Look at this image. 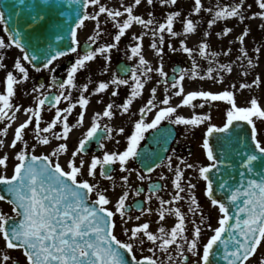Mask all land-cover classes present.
<instances>
[{"label": "snow or ice", "instance_id": "obj_1", "mask_svg": "<svg viewBox=\"0 0 264 264\" xmlns=\"http://www.w3.org/2000/svg\"><path fill=\"white\" fill-rule=\"evenodd\" d=\"M184 3L186 9L181 0H0V202L11 208L0 207V264H264V104L255 94L239 101L245 91H264V72H256L264 56V0ZM253 22L259 40L249 49ZM88 23L93 29L82 43ZM136 26L140 32L132 31ZM105 36L111 42L101 43ZM194 36L199 39L190 46ZM125 38L126 61L112 71ZM13 49L19 55L9 67ZM69 55L74 59L61 78L57 62ZM181 57L188 67L168 69ZM98 59L104 62L100 74L109 78L86 75L81 84L80 73ZM45 71L48 83L34 80L32 72ZM233 74L240 79L230 80ZM250 74L251 82H240ZM191 84L197 87L188 90ZM122 87L127 93L117 103ZM21 96L31 97L30 104L17 102ZM93 97L104 107L89 120ZM221 104L217 124L213 112ZM185 107L190 116L179 112ZM21 115L26 119L17 123ZM117 116H127L131 131L123 122L113 126ZM86 122L73 146L72 135ZM165 122L183 126L186 136L202 129L204 160L189 162L165 148L172 154L161 159L149 152L145 162L142 141L155 132L167 143L172 128ZM106 141H114V150ZM93 142L102 155L89 154ZM136 160L140 168L131 167ZM160 168L166 172L154 181ZM201 181L207 212L197 191ZM133 193L143 200L130 204ZM205 232L212 233L206 242Z\"/></svg>", "mask_w": 264, "mask_h": 264}, {"label": "rangeland", "instance_id": "obj_2", "mask_svg": "<svg viewBox=\"0 0 264 264\" xmlns=\"http://www.w3.org/2000/svg\"><path fill=\"white\" fill-rule=\"evenodd\" d=\"M108 2L111 3V0H108ZM207 2H208L209 4H211V3H212V0H207ZM180 6H181L182 9H186V8H187V4L184 3V0H181V5H180ZM143 11H144V9H141V12H143ZM155 11H156V13H157V16L159 17V15H160L162 9H160L159 7H157V8L155 9ZM205 16H207V14H205ZM193 18H194V19H197V20H201V19H202V17H198V16H194ZM228 23H229V26H230V25H231L232 23H234V22H233V21H229ZM257 23H258V22H253V24H252V27H253V29H254V34H253V35H254V37H255V40H254L252 37L249 38V42H248V47H249V49L252 48L253 43H254L255 41L259 40V33L255 31V29H256V24H257ZM108 27H109V29L111 28L110 25H109ZM242 27H243V26L238 27V28L236 29V31L239 32V31L241 30ZM177 28H179V24H177ZM92 29H93V25H92V23H88L87 28L84 29V30H82V31L80 32V40H81V42L84 41V40H86V37L92 32ZM201 30H203V24L201 25ZM132 31H134V32H140V31H141V28H140L139 26H136V27H134V28L132 29ZM0 35H5L4 32H3V30H2V26H0ZM256 36H257V37H256ZM5 38H7V37H5ZM149 38H150V36H149V37H146L145 42H146ZM198 39H199V37H195V38H193L192 40L189 41V45H190V46H195V44H196V42H197ZM212 39H213V46H215V44L217 43L216 40H215V37H213ZM104 41L111 42V37H109V36H105V37L102 38V40H101L100 42L102 43V42H104ZM128 43H129L128 38H125V39L121 42V52H114V54H113L112 71H115V66H116V64H117L119 61H121V60H125V61H126V57L123 55V49H124L125 45H127ZM226 43H227V41H225V44H226ZM17 55H19L18 50L13 49L12 51L9 52V58H8V60L6 61V63L9 65V67H11V65H12V63H13V60H14V58H15ZM148 58H149V60H153L154 57H153V54H152L151 52L148 53ZM180 60L182 61V63H178V64H180L181 66H184V67H188V66H189V63H190V62H189V60H188L187 58H185V57H181ZM59 62H60V61H58L57 63L59 64ZM128 62L132 64L131 61H128ZM103 63H104V62H103L102 59H98L97 62H95V63H93V64L91 65V69L89 70L88 73L79 76V82H80L81 84H82L83 82H85V76H86V75H91V77H92V79H93L94 81H98V80H102V79H108L109 76L111 75V73H109V75H102V74H100V71H99V70L101 69ZM175 65H177V64H171V63H170V64L168 65V69H170L171 67H174ZM237 68H239V65H237ZM256 72H257V73L264 72V56H261L260 66L256 69ZM4 75H5L4 72H0V80H3ZM48 75H49V74H48L46 71L43 72V73H40V74H37V73H35V72H32V76H33L34 80H39V79H41V78H42V79L44 78V82H45V83H48ZM229 79L235 82L236 80H239L240 78H239L238 76H236L235 74H233L231 77H229ZM251 79H252V75L250 74L248 77L244 78V79L241 80L240 82H251ZM94 86H95V85H93V87H94ZM151 86H152V85H149V87H151ZM202 86H203L205 89L211 87V86H210L209 84H207V83L203 84ZM25 87L28 88V89H30V88L32 87V83H29V84L26 85ZM196 87H197L196 84H191V85H189L188 90L195 89ZM0 90H2V86H0ZM211 90H213V91H218L219 89H213V88H211ZM252 94H255V95L258 96V98H261V103L264 104V91H261V89H259V88L256 89L254 93H250L249 91H245V92L243 93V95H241L242 97H244V100H242V101L239 100V101H240L241 103H243V102L245 101V99H246L247 97H249L250 95H252ZM239 97H240V96H239ZM147 98H148V92L146 91L143 100L145 101ZM98 99H99V97H93V98H92V104L99 105V106H104L103 104H98V103H97V100H98ZM104 100H105V103H107L108 100H109V97H108V96H105V97H104ZM21 101L25 104V106H27V105L30 104V102H31V97L24 98L23 96H21V97L18 99L17 102H21ZM173 103H174V104H175V103H179V100H178V99H174V100H173ZM224 107H225V105L221 104V106H220V111H219V112H213V115H214V117H215V122H216L217 124H220V123L223 122V111H224ZM93 108H94V106H93ZM93 111H94V110H93ZM93 111H92V112H93ZM197 111H200V110L197 109ZM179 112H180L181 114L186 115V116H190V115L192 114V110L189 109V108H187V107L179 109ZM48 115H49L48 113H45V116H46V117H47ZM24 119H26V117L23 116V115H21V116H20V120H18L17 123L23 121ZM165 123H166V122H165ZM88 126H89V123H88ZM176 127L178 128V131H179V134L181 135L182 140L185 141V143H186L187 146H188V149H185V153L182 154L181 157L187 158V159L189 160V162H195V163L199 164L201 161L204 160V157H203V154H202V150H201V147H200L201 137H202V129L197 130V131L194 133V135H187V136H186V135H185L186 129H185L183 126H176ZM76 138H77V136L72 137V140H71V142H70L73 146H74L75 143H76ZM7 139H8L9 142L11 141V139H12L11 133L9 134V136H8ZM29 139H31V136H29ZM108 146H109V145H108ZM191 148H192L193 150H191ZM42 150H43V149H41V151H42ZM205 163H206V161H205ZM162 171L166 172V169H164V168H160V169H158V171H157V175H158V173H160V172H162ZM8 174H9V175L12 174V169H11V167H10L9 170H8ZM186 175L191 177V176H194V173L192 172V170H188L187 173H186ZM119 177H120L119 175H116V178H117V179H116V182H117L118 185L120 184V182H119ZM133 180L136 181V178H133ZM104 183H105V185H107L109 182H108V181H105ZM203 190H204V184H203V182L201 181L200 184H199V187H198V190H197V191H198L199 199H200L202 205L204 206L205 212H207L208 209H209V207H210V202L204 197V195H203ZM162 194L165 195V198H168L167 193H162ZM153 207H155V204L153 205ZM217 215H218V213H217L216 211H213L212 214H211V223H212L213 227L217 226ZM145 219H147V217H146ZM152 219L155 220L156 217L153 216ZM168 224H169V226L171 225V220L168 221ZM155 227H156V226H155V224H154V225H153V230H155ZM211 234H212L211 232H205V233H204V239H205V242H206L208 236H210ZM189 235H190V233H189ZM120 238H121V239H124L125 237L121 236ZM145 254H147V253H145ZM260 254H261V255H264V249H261V253H260ZM253 264H257V261L254 260V261H253Z\"/></svg>", "mask_w": 264, "mask_h": 264}, {"label": "flooded vegetation", "instance_id": "obj_3", "mask_svg": "<svg viewBox=\"0 0 264 264\" xmlns=\"http://www.w3.org/2000/svg\"><path fill=\"white\" fill-rule=\"evenodd\" d=\"M73 59H74V55L71 57V59L61 60L59 62V65L60 66H59V68L57 70L56 75L59 76V77H61V78H64V76H65V68L68 65L69 61H72ZM83 74H86V73L85 72H82V73H80L79 76H81ZM126 93H127V89L122 87L121 88V95H120V98L117 100V103H120V102L123 101ZM93 106H94V108H93ZM140 106H142V102L140 100L135 101L134 102V105H133V111H136ZM103 107L104 106H99V105H93V104H91V107H90V109L88 111V114H87L88 119L90 120V118H91V116H92V114H93V112L95 110H102ZM76 111L79 112V108H77ZM135 118L136 117H133L132 119L134 120ZM122 122H123V126H125L126 129H128V131H131L130 122H129L127 116H125V118H116L113 126L120 125ZM109 123L111 124L112 122H109ZM87 127H88V122H86L85 126L83 128H81L79 131L74 132V134L72 135V137H74V136H77V137L78 136H82V133L87 130ZM149 133L146 134L145 140L142 141V146H144V145L147 144V136H148ZM118 138L121 139V145L119 146V148H120V150H123V147L125 146L124 145V141H123V137H118ZM106 144H107V149L108 150H114V148L116 147L114 141H106ZM172 149H176V153L178 155H181L182 153H184V151L186 149V144L183 143V141H181V140H177L176 144L173 146ZM93 153L94 154H97V155H102V150H100L97 147V145H96L95 142H93L89 146V154L91 155ZM130 165H131V167H134V168H140V164L137 161L130 162ZM116 168H117L116 173H119V176H120L121 173L118 171L119 166L117 165ZM116 173H115V175H116ZM152 177H153V180L154 181L158 179V178H154V173L152 174ZM138 184H139L138 181H137V183H134L133 182V187L135 188L136 186H138ZM143 186L145 187V190H147V181L144 183ZM138 199H142L143 200V194H142L141 197H135L134 196V193H133V195L130 196V202L129 203L130 204L131 203H134ZM0 207H3L4 211H6V212H10L11 211L10 206L7 205V204H4L3 202H0Z\"/></svg>", "mask_w": 264, "mask_h": 264}, {"label": "water", "instance_id": "obj_4", "mask_svg": "<svg viewBox=\"0 0 264 264\" xmlns=\"http://www.w3.org/2000/svg\"><path fill=\"white\" fill-rule=\"evenodd\" d=\"M120 66H123V65L120 64ZM164 127H166V128H172V135L168 138V142L167 143H164L162 140L159 139V137L157 136V134L154 133V146H155V149H154L153 152H150V153H152L154 155H158L161 159H163L164 156H165V154H166L165 151H164V149L169 147L170 142L172 141V139L175 136L174 128L171 125H166ZM147 153H149V152L143 151V159L145 158L144 161H146V162L148 161ZM156 162L159 163V160H157Z\"/></svg>", "mask_w": 264, "mask_h": 264}, {"label": "bare ground", "instance_id": "obj_5", "mask_svg": "<svg viewBox=\"0 0 264 264\" xmlns=\"http://www.w3.org/2000/svg\"><path fill=\"white\" fill-rule=\"evenodd\" d=\"M256 37H257V36H256ZM193 38H195V36H194V37H191V38L189 39V41L192 40ZM147 43H148V40L145 42V44H147ZM213 89H219V88H215V87H213ZM239 100H240V101L244 100V97L240 96V97H239Z\"/></svg>", "mask_w": 264, "mask_h": 264}]
</instances>
